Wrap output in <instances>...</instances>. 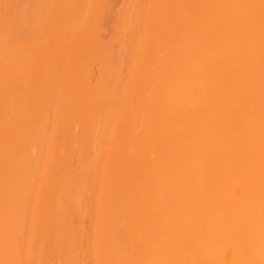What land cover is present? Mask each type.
Instances as JSON below:
<instances>
[{"label":"bare ground","instance_id":"6f19581e","mask_svg":"<svg viewBox=\"0 0 264 264\" xmlns=\"http://www.w3.org/2000/svg\"><path fill=\"white\" fill-rule=\"evenodd\" d=\"M105 1L0 0V264H264V0Z\"/></svg>","mask_w":264,"mask_h":264},{"label":"rangeland","instance_id":"374dc122","mask_svg":"<svg viewBox=\"0 0 264 264\" xmlns=\"http://www.w3.org/2000/svg\"><path fill=\"white\" fill-rule=\"evenodd\" d=\"M133 1H135V0H133ZM106 2V1H105ZM114 2V3H113ZM131 2H130V0H118V2H117V0L115 1V0H107V2L105 3V7L102 9V12H103V14H101V18H102V20H101V25H100V29L101 30H103L106 26H107V28H105V30H103L102 32H101V30H99L100 31V36L102 37V38H100L101 40H102V43L104 42V45H106V46H108L109 48H111L113 51H118L117 49H119L120 47H122V45H121V42L117 39V37H116V34L119 32V30H118V32L116 31V29H119L120 28V25L122 24V26L124 25V24H127V21L128 20H126V18L125 19H123L124 17H126V15L125 14H127L130 10V14H128L129 16L131 15L132 17H134V13L135 12H133L132 11V9H134V8H136L134 5V7L132 6V3L130 4ZM144 3H146V1L144 2ZM135 4H136V2H135ZM146 5V4H145ZM114 6V7H113ZM117 6V10H116V7ZM119 6V7H118ZM108 7H110V10H108L109 8ZM113 8V9H112ZM122 9V10H121ZM120 11H121V13H120ZM135 11V10H134ZM114 12H116V13H114ZM117 13H118V15H117ZM116 14V15H115ZM119 14H121V16H119ZM129 16H128V18L127 19H129ZM119 17V19H117ZM106 18V19H105ZM134 20V18H131L130 20ZM114 20V21H113ZM117 20L119 21V23H121V24H119L118 22H117ZM107 21H108V23H110V24H107ZM121 21H126V23L125 22H121ZM113 22H114V24H113ZM116 22H117V24H116ZM130 22V21H129ZM131 23V22H130ZM107 24V25H106ZM113 25V26H112ZM117 26V28L115 29L114 27H116ZM128 25V24H127ZM127 25H126V27H127ZM102 26H104V28H102ZM111 27V28H110ZM124 27V26H123ZM129 27V26H128ZM127 27V28H128ZM114 29V30H113ZM121 29V28H120ZM123 29H125V28H123ZM106 30H109L110 31V33H109V31H106ZM103 33H104V35H103ZM112 33V34H111ZM113 33H114V35H113ZM107 34H108V36H107ZM106 35V36H105ZM111 35H113L114 37H112ZM118 37L121 39V36H119L118 35ZM108 38V39H107ZM109 38H112V39H109ZM116 40H115V39ZM107 39V40H106ZM107 42H106V41ZM124 40V39H123ZM108 43V44H106V43ZM120 42V43H119ZM109 44H111V45H109ZM113 44V45H112ZM123 44V43H122ZM115 45V47H113ZM119 45H121V46H119ZM111 49H109L111 52H112V50ZM113 53H115V52H113ZM96 67H94V69H95ZM93 69V70H94ZM98 71V69L96 68V72ZM94 73V74H96V77H97V73ZM96 77L94 78V79H96ZM78 222V221H77ZM85 222V221H84ZM80 224H81V222H79V226H80ZM86 224H87V222H86ZM75 225H78V223H75ZM82 225H85L84 223L83 224H81V226ZM78 226V227H79ZM78 232H80V231H78Z\"/></svg>","mask_w":264,"mask_h":264}]
</instances>
